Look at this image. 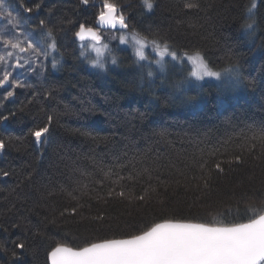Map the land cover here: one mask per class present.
<instances>
[{
	"label": "trees",
	"instance_id": "1",
	"mask_svg": "<svg viewBox=\"0 0 264 264\" xmlns=\"http://www.w3.org/2000/svg\"><path fill=\"white\" fill-rule=\"evenodd\" d=\"M114 2L130 28L179 53L200 51L214 71L238 63L241 94L229 97L212 82L178 90L179 75L178 84L149 77L126 48L113 47L117 64L91 68L74 32L79 23L95 28L99 7L6 0L27 31L41 20L54 30L60 63L52 69L49 58L45 82L30 75L23 82L32 86L14 89L13 97L5 99L10 89L0 87V117H7L0 119V172L10 173L0 175V264H13V251L17 264H48L57 244L126 238L166 219L228 223L264 206V144L254 139L264 129V0L251 35L244 28L251 0H151V10L143 0ZM191 98L196 106L183 102ZM49 115L50 131L38 145L31 132ZM236 155L243 163H234ZM72 207L76 214L61 216ZM20 242L25 249L14 248Z\"/></svg>",
	"mask_w": 264,
	"mask_h": 264
},
{
	"label": "snow or ice",
	"instance_id": "2",
	"mask_svg": "<svg viewBox=\"0 0 264 264\" xmlns=\"http://www.w3.org/2000/svg\"><path fill=\"white\" fill-rule=\"evenodd\" d=\"M78 3L85 10L99 7L95 14L98 26L113 29L119 26L122 30L118 37L119 43L132 48L137 64L148 60L146 48H151L155 52L158 59L152 63H155L161 72L165 71L168 63L165 56L180 63L186 58L191 65V71L180 82L178 90L193 81L209 79L219 82L217 87L221 92H235L243 83L238 63H232L221 71H214L200 51L184 53L182 57L167 41L162 42L156 37L150 38L130 28L129 17L123 7L114 0H101L99 5L97 0H78ZM143 4L148 10L153 8L151 0H143ZM21 7L25 13L34 11L32 7L23 5ZM41 7L42 5L37 3L35 10L38 11ZM185 7L191 9L199 5L186 3ZM257 7L258 0H251V5L246 7V20L250 22L245 23L244 28L249 35L255 30L254 17ZM0 20L6 21V24L0 27V48L11 49L0 54V87L10 89L5 96V99H8L14 96V89L32 86L23 82L30 75H35L43 84L46 80L45 61L49 58L52 69L58 70L60 61L54 53L59 49L54 30L46 28L44 20L40 21L38 30L27 31L26 21L20 12L11 8L6 0H0ZM74 36L78 41L90 38L94 42L88 47L80 45V57L92 68L106 70L105 53L111 56L113 65L117 64L112 49L108 43H102V37L96 28L88 26L86 22L79 23ZM115 38L114 36L113 39ZM89 47L95 52V59L87 54ZM148 76L152 77L153 73L149 71ZM183 102L191 106L197 104L195 98L185 99ZM0 119L7 120V117ZM53 119L54 117L49 115L47 123L31 132L36 144L44 143ZM254 139L264 144V129H261ZM4 148L5 143L0 140V150ZM251 150L255 151V144ZM234 163H243L242 156L236 155ZM201 167H204L203 163ZM215 169L224 172L220 163H216ZM0 175L8 177L10 173L5 170L0 172ZM209 187L205 179L203 188ZM112 194L109 193L110 196ZM119 195L124 196V192L121 191ZM139 199L143 201L144 197L141 196ZM65 213L76 214L77 207L70 210L65 208L61 216ZM95 219L102 220L103 216L98 215ZM14 248L23 250L25 244L14 243ZM12 256L13 264H17L18 254L13 251ZM47 261L48 264H264V206L250 207L245 216L228 223H194L166 219L153 223L139 234L122 239H104L79 248L57 244L48 251Z\"/></svg>",
	"mask_w": 264,
	"mask_h": 264
},
{
	"label": "rangeland",
	"instance_id": "3",
	"mask_svg": "<svg viewBox=\"0 0 264 264\" xmlns=\"http://www.w3.org/2000/svg\"><path fill=\"white\" fill-rule=\"evenodd\" d=\"M5 22H3V24H6ZM0 24H1V22H0ZM97 30L99 31V34L102 37V43H108L109 44V47L112 49V53H113V50H114L115 47H117V48H126V49H128L131 52V54L133 55V57L136 59V57L134 56V53H133L132 48L127 47L125 45H120V43H119L118 37L121 34V31L122 30H120V29H118V30H113V29H104V30L103 29H97ZM114 36L116 37L115 39H113ZM92 43H94V42L91 41V40L90 41L89 40L88 41H81L80 42V45L83 44L85 47H88ZM8 50H11V49L5 50V49L2 48L1 49V53L3 54L4 51H8ZM87 54L92 59H95L96 58L95 52H93L90 47L88 48V53ZM145 54L148 56V60L140 61V63L146 64L148 66V68H149V71H151L152 73H155L157 75H160L163 80L164 79H167L166 81H171V82H175L176 84H178L177 81H174V79H175L174 74L179 75L180 78H181V81H182L187 76L188 72L191 71V65L187 62L186 58L183 60L182 63H180V62L172 61L171 60V57L165 56V61H167L168 63H167V66H166L165 71L164 72H161L159 70L158 66L155 63H152V61L158 59V57L156 56L155 52H153L151 48H146L145 49ZM179 54L182 57L184 55V53H179ZM14 59L15 58H13V60ZM105 60H106V67L108 65H110V66L113 65L111 63V56H109L107 53H105ZM11 62L12 61H10V63ZM94 69L100 70V69H97V68H94ZM100 71H102V70H100ZM204 82H212V83H215L216 85H218V83H219L217 81H212V80H209V79H205V80L199 81V82L193 81L190 85H184L183 88L184 87L186 88V86H188L187 88H190V87H198L199 85H201ZM241 91H242V86H240V88L237 89L235 92L227 91L225 93H227V95H229V97H232V98L236 99L241 94Z\"/></svg>",
	"mask_w": 264,
	"mask_h": 264
},
{
	"label": "water",
	"instance_id": "4",
	"mask_svg": "<svg viewBox=\"0 0 264 264\" xmlns=\"http://www.w3.org/2000/svg\"><path fill=\"white\" fill-rule=\"evenodd\" d=\"M95 28L96 29H113V28H111V27H103V26H98L96 23H95ZM119 29V26H117V28L116 29H113V30H118ZM76 39V38H75ZM90 41V38H86L84 41ZM78 41V40H77ZM79 42H81V41H79ZM122 239V238H121Z\"/></svg>",
	"mask_w": 264,
	"mask_h": 264
}]
</instances>
